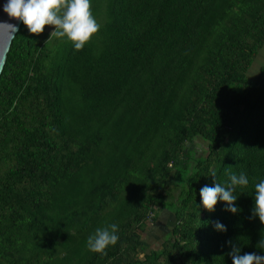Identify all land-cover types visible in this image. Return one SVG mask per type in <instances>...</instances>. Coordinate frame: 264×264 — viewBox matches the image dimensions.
I'll return each instance as SVG.
<instances>
[{"label": "trees", "instance_id": "trees-1", "mask_svg": "<svg viewBox=\"0 0 264 264\" xmlns=\"http://www.w3.org/2000/svg\"><path fill=\"white\" fill-rule=\"evenodd\" d=\"M84 48L23 24L0 77V264H232L257 247L264 179V0H91ZM201 140V142H198ZM205 144L206 148L201 144ZM237 188V214L200 189ZM158 210L161 247L141 232ZM219 221L226 232L214 230ZM115 223L103 254L86 241Z\"/></svg>", "mask_w": 264, "mask_h": 264}, {"label": "clouds", "instance_id": "clouds-1", "mask_svg": "<svg viewBox=\"0 0 264 264\" xmlns=\"http://www.w3.org/2000/svg\"><path fill=\"white\" fill-rule=\"evenodd\" d=\"M2 11L8 20H0V32L14 37L19 31L18 23L9 22L16 20L26 26L30 34H40L46 25L53 26L50 37L70 42L75 51L82 50L100 25L91 11V0H5ZM249 184L246 173H232L228 183L205 185L200 189V205L207 211H214L218 200L225 204L224 210L232 214L239 211L234 194L237 188H245ZM254 206L252 214L264 224V179L254 185ZM214 230L226 232L227 228L219 221L214 222ZM119 226L115 223L95 229L86 241L88 251L103 254L110 246H115L119 241ZM264 250V239L257 245ZM232 264H264V255L256 253L240 254L238 247H233L229 253Z\"/></svg>", "mask_w": 264, "mask_h": 264}, {"label": "rangeland", "instance_id": "rangeland-1", "mask_svg": "<svg viewBox=\"0 0 264 264\" xmlns=\"http://www.w3.org/2000/svg\"><path fill=\"white\" fill-rule=\"evenodd\" d=\"M53 26H49L47 34H51ZM264 65V47L259 51L257 58L255 59L253 66L249 71V75L252 78H256L260 72V68ZM201 142V140H198ZM206 148L205 144H201ZM158 216L154 221L150 220L146 223L144 230L141 232L142 238L146 244V250L141 251L139 257L142 259L144 254L152 249H158L161 247L163 240L169 236L174 223L175 216L171 210H158Z\"/></svg>", "mask_w": 264, "mask_h": 264}, {"label": "water", "instance_id": "water-1", "mask_svg": "<svg viewBox=\"0 0 264 264\" xmlns=\"http://www.w3.org/2000/svg\"><path fill=\"white\" fill-rule=\"evenodd\" d=\"M4 3H5V0H0V20H8L7 15L5 13H3V11H2V5ZM9 22L18 23L19 30H20L22 23H19L18 21L14 20V19L9 21ZM16 34H15V36H16ZM15 36L10 37L9 35H7L4 32H0V77H1V74H2L3 69L5 67L7 55H8V52L10 51V48H11V45H12V42H13V39L15 38Z\"/></svg>", "mask_w": 264, "mask_h": 264}]
</instances>
